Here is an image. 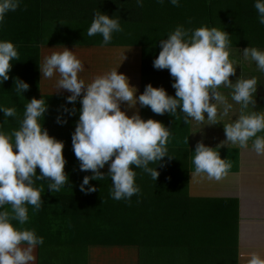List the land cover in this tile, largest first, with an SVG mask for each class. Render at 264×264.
I'll use <instances>...</instances> for the list:
<instances>
[{
    "label": "clouds",
    "instance_id": "9594fccd",
    "mask_svg": "<svg viewBox=\"0 0 264 264\" xmlns=\"http://www.w3.org/2000/svg\"><path fill=\"white\" fill-rule=\"evenodd\" d=\"M137 3L142 6L141 0ZM171 3L179 6V0H171ZM18 7L19 0H0V21L7 12ZM255 8L259 22L264 24V0H256ZM119 31L122 28L117 19L97 11L87 35L100 34L103 44L107 45L113 32ZM159 43L161 50L153 66L170 72L174 78L175 96H170L163 87L149 83L137 97L138 89L116 68L86 83L79 78L84 65L67 47L52 51L44 58L43 64H39L43 79L58 74L57 91L71 93L67 103L79 101L82 105L72 135V146L80 162V170L93 173L85 176L80 185L85 194L97 191L95 186H85L91 180H103L106 174L101 169L108 165L112 198L130 199L140 192L132 166L142 169L157 181L160 172L149 167L150 163L158 162V166L163 167L166 156L169 160L174 158L168 155L167 149L170 129L161 121L143 119L139 109L129 116L121 109L124 103L130 109L136 108L137 104L141 108L150 107L158 115L169 113L175 116L179 109L184 113L186 123L207 121L208 125H216L233 108L219 91L222 86L226 87L231 89V99L240 108L234 121L223 123L226 140L222 144H238L247 148L251 141L252 150L257 155H264V135H258L264 133V111L250 110V105L256 108L258 81L255 77L244 78L243 73L234 83L230 79L236 74V67L229 59V33L216 27L186 30L177 26L167 39ZM242 54L244 60L255 61L258 69L264 72V51L250 46L243 49ZM13 59L19 60L15 45L10 41L0 42V79L3 82L10 79ZM14 86L18 94L30 88L19 78H16ZM0 111L5 117L17 116L16 109L12 107L0 108ZM47 111L44 99L33 97L25 105L18 129L11 133L0 131V208L3 209L0 211V264H35L34 251L44 243V238L38 237L34 229L24 227L29 220L27 206L38 212L42 205L43 187L37 188L35 183L46 179L48 189L53 193L69 183L65 172V144L51 136L40 123V118ZM64 112L75 115L76 109L65 107ZM57 123H67V120L58 117ZM192 163L195 174H206L209 180L216 181L226 177L231 167L215 148L203 141L197 142ZM13 221H17L19 227ZM244 264H264V255L248 253Z\"/></svg>",
    "mask_w": 264,
    "mask_h": 264
},
{
    "label": "crops",
    "instance_id": "0c3cea01",
    "mask_svg": "<svg viewBox=\"0 0 264 264\" xmlns=\"http://www.w3.org/2000/svg\"><path fill=\"white\" fill-rule=\"evenodd\" d=\"M154 1L152 0L151 3L162 4V6L166 4L164 0L162 2L161 0ZM144 2L147 3L146 0H141L142 8L138 9L139 14L143 10L148 13ZM122 3L123 0H19L17 11L22 10L23 17L29 16L30 13L37 14L39 20L37 30H12L8 29L9 25L3 23L1 26L2 23H0V42L10 41L15 45L19 54L18 61L22 66L33 59V52L36 53L35 71L32 70L26 75L23 68L22 72L26 76H20L21 80L30 85L29 90L21 95L28 96L30 92H33L36 93L37 99H44L48 105L47 114L45 113L44 116L47 122L41 124L47 129L48 123H50L48 132L51 130L62 131L72 138L79 120V109L82 107L79 101L75 104L67 103V97L71 95L70 92L57 91L58 74L50 79L42 77L39 64L42 65L44 58L54 50H62L67 47L74 51V54L84 65V70L79 74V78L86 83L91 82L97 75L116 68L128 77L132 86L138 89L137 97L144 92L141 85V66L142 47L145 44L141 41L128 43L125 40V36H127V8ZM97 11L117 19L122 28V31L113 32V40L111 39L112 41L107 45L103 44L102 35L96 34L91 37L87 35V30ZM10 12L13 11L7 13ZM152 12L162 13L159 7H152L151 14ZM167 12H170L169 15H171L173 9L167 8L164 13ZM7 13L5 17L9 15ZM165 17H167L166 14ZM165 17L142 18L138 22V33L143 37L161 34V37L168 38L169 34L174 31L172 26L175 24H170L169 18L165 19ZM146 24L154 25L157 32L149 31ZM159 28L161 32H159ZM17 42L18 45H16ZM26 42H31L32 45L28 46ZM150 47L158 49L160 44L153 43L150 44ZM247 47L250 46H229V59L236 67V74L230 79L234 83L242 73L244 78L255 77L258 81L257 104L255 109L250 105V110L264 111V73L258 69L255 61L249 59L244 62L242 53L243 49ZM251 47L264 51L263 46L251 45ZM32 50L33 52H31ZM14 61L17 60L13 59L12 64ZM163 70L168 71L167 69ZM162 74L164 73L162 72ZM159 80L156 84L166 91L168 90L167 93L170 96H175L176 90L172 88L174 82L165 81V76ZM9 82L12 81L3 82L0 79V100L7 102L6 105H0V108L10 107V101L13 102L20 98L13 95V90L10 91L11 94L9 93L7 87ZM219 91L227 97L233 108L229 115L223 117L222 122L216 125H208L207 121L186 123L184 122V113L179 109L175 116L169 113L158 115L153 113L150 107H144L142 111L139 104L136 105V108L131 109L126 103L121 104V109L126 111L129 116L135 114L139 109L143 119L161 121L170 131H173V128L184 129V126L186 128L187 138L182 145L167 146L168 155L174 157L173 159L169 160L166 156L163 167L158 166V162L150 163L149 167L157 168V171L160 172L157 181L138 168V182L141 183L148 179L149 181H145V185L155 182L157 187L164 188V185H172L173 189L169 192V196L172 198L171 202H182L180 209L179 205L176 208H178L177 213H182L183 219L181 222H168L167 226L170 228L182 227L183 231L179 237L183 240L182 243L188 244V247L183 250L187 264H223L224 258H226V262H230L229 264H244L248 253L258 252L264 255V155H257L252 150L251 141L247 148H241L238 144H222L226 140L223 123H229L236 119L240 105L231 99V89L222 86ZM22 99L24 100L23 97ZM27 101L29 102L30 99ZM23 107L25 109V105ZM65 107L68 109L75 107V115L64 112ZM205 115L207 117V114ZM58 117L67 120V123H57ZM258 135H264V133ZM199 141L215 148L221 158L230 163L231 167L226 177L216 181L209 180L206 174L197 175L194 173L192 160L195 146ZM175 184L179 189L175 188ZM158 192L164 194L163 190H158ZM191 212L199 213V215H197L198 219L192 222L195 231L190 236L186 229L191 225L185 218L186 214L189 217ZM34 255L36 257L35 264H38V248L35 249ZM84 264H140V251L137 246L132 245H88Z\"/></svg>",
    "mask_w": 264,
    "mask_h": 264
},
{
    "label": "trees",
    "instance_id": "16d2710c",
    "mask_svg": "<svg viewBox=\"0 0 264 264\" xmlns=\"http://www.w3.org/2000/svg\"><path fill=\"white\" fill-rule=\"evenodd\" d=\"M164 1L166 4L163 3L164 6H162V4L151 3L152 0H146L147 3L144 2V4L148 13L143 10L140 13L141 16L138 9L142 6H138L137 0H123L122 3L127 8V23H130L127 25L128 31L134 32L135 39L142 40L145 44L142 47V90H145L149 83L154 87H160L156 83L162 76H165V81L174 82L169 71L156 70L153 66L161 48L150 47V44H156L167 38L161 37V34L143 37L138 33V22L142 18L153 16L164 18L167 8L173 9L168 22L175 24L172 26L174 30L177 26H183L186 30H195L202 26L216 27L229 33V46L264 47V24L259 22V13L255 8L256 0H179L178 7L173 6L171 0ZM152 7H159L161 10L164 8L163 14L153 12L151 14ZM16 11L7 13L9 15L0 21L1 26L4 23L9 25L8 29L12 30H37L39 21L37 14L30 13L29 16L23 17L22 10ZM147 25L149 31L157 32L154 25ZM159 32H161L160 28ZM26 43L28 46L32 45L31 42ZM35 54L33 52V57L30 56L33 59L27 61L25 66H22L18 60L14 61L9 73V80L12 82H9L7 87L10 94L13 90V95L20 97L18 100L9 102V106L16 109L17 116L5 117L3 111H0V131L11 133L18 129L19 121L16 119L23 118L22 113L25 110L23 106L27 104L28 99H32L30 98L32 92L28 96L26 94L22 96V93L19 95L14 85L16 78L21 79L20 76L25 75L22 72L23 68L26 75L32 70L35 71ZM6 104L7 102L0 100V105ZM143 109L144 107L142 111ZM46 122V118L42 116L40 123ZM49 124L48 128L51 126ZM185 129V126L184 129L173 128V131H170L167 146L182 145L187 138ZM49 134L65 144L64 156L67 161L65 172L69 177V183L55 193L48 189L49 182L46 179L37 180L35 183V187H43L42 205L38 212H34L32 206H27L29 220L24 227L34 229L38 237L44 238V243L37 246L38 264H84L88 245L137 246L140 251V264H187L183 250L188 247V244L182 243L183 240L179 237L183 231L182 227L167 226L168 222H181L183 219L182 213H177L178 208H176L179 205L180 209L182 202H171L172 198L169 196V192L173 189L172 185H164V188L157 187L156 182L145 185L148 179L141 181V184L138 182V168L132 166L136 172L135 183L140 192L130 199L115 200L111 195L112 181L107 175L106 168L101 169L106 174L103 180H91L89 185L85 186L86 188L95 186L97 191L85 194L80 190V185L85 176H91L93 173L80 170V162L73 151L72 138L62 131L51 130ZM39 174L40 170L37 168V175ZM177 184L175 188H178ZM158 190H163L164 194H159ZM2 210L0 208V211ZM197 215L199 213L191 212V215L187 217L186 214L185 219L191 225L186 229L190 236L194 234L192 222L198 219ZM13 224L19 227L17 221H13ZM222 263L230 262H226L224 258Z\"/></svg>",
    "mask_w": 264,
    "mask_h": 264
},
{
    "label": "rangeland",
    "instance_id": "374dc122",
    "mask_svg": "<svg viewBox=\"0 0 264 264\" xmlns=\"http://www.w3.org/2000/svg\"><path fill=\"white\" fill-rule=\"evenodd\" d=\"M160 9V8H159ZM161 10V9H160ZM161 12H164V10H161ZM170 14V12H167L166 13V15H167V17H165V19H168L169 17H168V15ZM130 23H126V26L127 25H129ZM128 27V26H127ZM135 37H136V34L133 32H131V31H128V29H127V36H125V40L127 41V42H129V43H133L134 41L135 42H137L138 40L137 39H135ZM113 40V39H112ZM111 40V41H112ZM141 42H142V40H140ZM148 41V40H147ZM160 42V41H159ZM159 42H157V44H160ZM142 43H144V42H142ZM253 46H255V45H253ZM244 60V59H243ZM240 62H242V61H240ZM244 62H246V60H244ZM256 63V62H255ZM264 73V72H263ZM33 97H35L36 98V93H33L32 92V94L30 95V98H33ZM21 118H17L16 120L17 121H19Z\"/></svg>",
    "mask_w": 264,
    "mask_h": 264
},
{
    "label": "built area",
    "instance_id": "2783aa9c",
    "mask_svg": "<svg viewBox=\"0 0 264 264\" xmlns=\"http://www.w3.org/2000/svg\"><path fill=\"white\" fill-rule=\"evenodd\" d=\"M106 168H108V165H106L103 169H106Z\"/></svg>",
    "mask_w": 264,
    "mask_h": 264
}]
</instances>
